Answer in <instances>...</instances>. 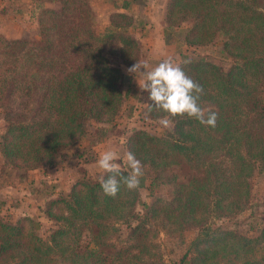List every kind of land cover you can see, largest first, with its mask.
<instances>
[{
    "label": "trees",
    "instance_id": "16d2710c",
    "mask_svg": "<svg viewBox=\"0 0 264 264\" xmlns=\"http://www.w3.org/2000/svg\"><path fill=\"white\" fill-rule=\"evenodd\" d=\"M28 1L34 32L0 35V160L41 174L73 156L77 177L37 208L44 225L37 215L0 216V264H157L155 233L173 241L189 230L196 236L174 264H264V0L163 1V27L186 48L179 64L202 86L201 108L217 115L214 128L178 116L166 129L163 113L148 112L143 85L124 73L142 52L126 1L107 12L100 34L92 0ZM132 100L139 126L128 129ZM112 139L143 172L136 190L121 184L114 198L95 167ZM123 156L116 162L127 176ZM141 181L170 185V198L141 205ZM245 211L258 221L256 237L216 225ZM255 248L262 257H252Z\"/></svg>",
    "mask_w": 264,
    "mask_h": 264
},
{
    "label": "rangeland",
    "instance_id": "374dc122",
    "mask_svg": "<svg viewBox=\"0 0 264 264\" xmlns=\"http://www.w3.org/2000/svg\"><path fill=\"white\" fill-rule=\"evenodd\" d=\"M126 1L127 12L133 16V23L135 26V31L138 34H141V41L146 35V32H149L153 22L158 21L161 18V12L159 8L163 4L164 0H92L91 6L96 11V23L94 24V31L97 34L103 32V29L106 25V14L109 10H113L114 7H120ZM112 4L111 6H109ZM114 6V7H113ZM33 6L28 0H0V35L8 38H18L24 32V30L29 29L31 32H34L36 28V23L32 16ZM133 30V31H134ZM172 31L165 30L162 27V42L164 45L173 48L172 53L174 54L171 59L180 63L182 57L180 53L186 50L180 41L178 42L176 38L172 35ZM145 35V36H144ZM144 36V37H143ZM174 38L175 42L172 40ZM170 39V40H169ZM147 61L151 67H155L161 60L153 59L150 51V47H146V44L142 47L141 60L139 63ZM124 70L126 75L132 76L131 83L135 89L142 84V77L139 74H130ZM150 69H145L147 72ZM138 101L132 100L131 104L128 105V113L122 118V125L129 127L139 126L136 122V115L138 111L139 104ZM131 111V112H130ZM2 122L0 121V128ZM128 129L123 128L122 130L118 129L117 137L121 138ZM155 133H160V128L154 127L153 130ZM111 140V139H110ZM115 141H107L103 143L97 155L106 150H114L119 156H123V153L116 144ZM69 160V163L61 167V169H56V172H43L41 174L37 172H27L19 173L8 171L3 167L0 160V216L7 221L13 222L17 218L22 216H35L37 215V221L41 225H44L45 220H43L41 214L37 208L41 207L42 202L47 198L49 192L61 189L64 190L69 182L77 177V170L73 168L75 162L73 161L74 157ZM62 173L63 177L58 175ZM172 188L170 185L157 186L155 188L149 189L145 182L141 181V187L139 190V201L141 205H146L150 201V196L157 195L160 198L166 199L170 198ZM258 210V209H257ZM256 210V212H257ZM256 218V217H255ZM254 221L249 219V212L245 211L235 217L220 220L216 225L220 229L234 231L235 234L247 238H253L257 236L258 225ZM264 225V224H263ZM196 236V233L193 230H189L173 239L171 241L167 238L161 231L155 233L151 239V251L157 255L158 263L157 264H174L179 261V259L184 254L185 247L187 244L192 241ZM254 259L262 257V254L257 251L255 248L254 254L252 255Z\"/></svg>",
    "mask_w": 264,
    "mask_h": 264
},
{
    "label": "clouds",
    "instance_id": "9594fccd",
    "mask_svg": "<svg viewBox=\"0 0 264 264\" xmlns=\"http://www.w3.org/2000/svg\"><path fill=\"white\" fill-rule=\"evenodd\" d=\"M183 63L187 64L189 61ZM145 69L150 70L145 72ZM126 71L142 77L143 86L140 89L149 93L148 100L151 102L145 106L149 113L155 109L164 114L158 121L162 128H169L173 119L178 116L196 119L208 127L216 126V113L208 111L206 114L198 103L203 95L202 86L187 76L180 64L171 58L164 59L155 67H151L147 61L136 62ZM119 159L121 157L116 151L106 150L95 163V167L105 174L99 178L105 196L114 198L120 191L121 184L128 191L139 187V178L143 175L141 162L134 153L126 152L123 160L130 171L127 176H122L121 166L116 162Z\"/></svg>",
    "mask_w": 264,
    "mask_h": 264
},
{
    "label": "crops",
    "instance_id": "0c3cea01",
    "mask_svg": "<svg viewBox=\"0 0 264 264\" xmlns=\"http://www.w3.org/2000/svg\"><path fill=\"white\" fill-rule=\"evenodd\" d=\"M153 24L149 30V32L145 33V37L142 42V47L144 44H146V47H150V51H151V55L153 57V59L155 60H161L163 61L164 59L167 58H172L174 57L172 51L173 48L166 46L163 44L162 42V27H163V23L161 21V18H159L158 21H152ZM69 184V183H68ZM67 184V185H68Z\"/></svg>",
    "mask_w": 264,
    "mask_h": 264
}]
</instances>
